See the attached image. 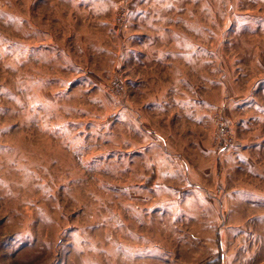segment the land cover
I'll use <instances>...</instances> for the list:
<instances>
[{
  "label": "rangeland",
  "instance_id": "1",
  "mask_svg": "<svg viewBox=\"0 0 264 264\" xmlns=\"http://www.w3.org/2000/svg\"><path fill=\"white\" fill-rule=\"evenodd\" d=\"M0 264H264V0H0Z\"/></svg>",
  "mask_w": 264,
  "mask_h": 264
}]
</instances>
